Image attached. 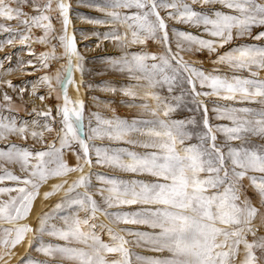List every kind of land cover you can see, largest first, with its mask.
<instances>
[{"label":"snow or ice","instance_id":"1","mask_svg":"<svg viewBox=\"0 0 264 264\" xmlns=\"http://www.w3.org/2000/svg\"><path fill=\"white\" fill-rule=\"evenodd\" d=\"M197 2L218 3L221 9L197 10L193 7ZM88 3L105 14L103 18H91L90 22L112 21L125 26L123 35L117 31L104 33V38L114 41L123 52L121 57L109 60L111 67L127 72L137 81L121 89L126 96L133 97L121 103L149 111L153 118L104 119L100 113L92 112L96 125L93 127L90 123L85 132L84 101L78 95L74 99L68 94L70 86L79 93L84 60L74 35L68 31L70 4L65 0H0V19L23 25V31L19 32L21 45L32 39L33 28L42 31L35 42L45 45L46 50L38 54L30 52L36 62L29 60L28 64L33 71H45L33 83L31 94L39 95L41 101L53 94L57 101L62 99V103L37 112L44 118L43 124L32 121L31 136L39 138L43 149L32 150L12 142L0 144V162H3L0 182L7 180L22 185L9 188L0 184V194L8 196L0 200V221L13 225L0 230V264H10L15 255L13 249L24 240L25 233H39L36 251L60 257V264L63 260L74 264H132L126 247L128 240L122 233L132 235L137 247L148 249V254H135L137 264H264V234H260L264 233V145L257 146L248 139L249 136L264 138V78L260 76L264 71V45L234 43L245 36L264 40V30L255 35L252 32L254 27L264 28V0H192V3L187 0H103L102 3L88 0ZM24 7L31 11L25 12ZM53 13L60 23L59 30L52 22ZM169 19L202 28L203 34L170 28ZM0 30L17 31L3 23ZM149 40L159 45V51H125L129 45H145ZM7 43L12 44L13 40ZM201 51H207L209 57L214 55L211 62L225 65L232 75H221L219 69L206 71L196 62L185 59V54L190 56ZM61 59L64 62L53 70V62ZM74 71L81 75L79 82L74 79ZM244 71L249 76L237 74ZM4 83L8 88H15L11 80ZM38 85L47 87V96L37 92ZM158 88H166L175 103L166 102ZM176 90L180 95H174ZM24 91L20 89L21 99ZM185 93L191 97L195 110H202L201 121L171 117L172 112L185 104ZM149 99L152 104L148 103ZM220 99L251 101L261 107L259 110L221 107ZM3 100L8 106L12 97L5 92ZM209 104L217 118L231 121L232 126H213ZM56 117H60L59 121ZM27 132L26 125L18 126L15 120L0 117V141H8L12 135L26 139ZM217 132L224 133V144L218 141ZM46 133H54L51 141H46ZM104 138L138 146L143 151L93 143ZM234 140L240 141L241 146L227 144ZM225 146L227 152L223 150ZM66 151L75 158V164L68 162ZM94 163L114 170L95 173L103 182L96 189L99 200L89 191L93 187ZM6 164L18 165L22 175L9 170ZM115 172L131 175L125 178ZM69 173L78 175L71 181L61 179L53 183L51 190L43 193L46 199L55 192H63L61 202L52 210L68 209L69 214L60 217L62 226L49 223L52 213L38 216L37 228L15 223L27 216L42 184ZM255 173L262 175L257 177ZM245 178L250 180L259 206L246 195ZM121 205L136 206L137 210H123L118 207ZM98 213L109 224L96 223ZM255 220L259 223L255 224ZM121 222L145 228L112 226ZM104 232L108 241L102 238ZM44 234L64 243H45ZM28 247H32V239ZM28 264H51V261L29 257Z\"/></svg>","mask_w":264,"mask_h":264},{"label":"rangeland","instance_id":"2","mask_svg":"<svg viewBox=\"0 0 264 264\" xmlns=\"http://www.w3.org/2000/svg\"><path fill=\"white\" fill-rule=\"evenodd\" d=\"M66 3L70 4V11H69V18L71 23L69 24L68 31L70 34L74 35L75 41L77 44L78 51L84 57L82 61L83 64V84L79 88L78 96L80 99L84 101V131L88 132L89 124L94 127L96 125V120L94 117L91 116L92 112H98L101 114V117L104 119L112 118L113 116L120 117L131 121L133 118L136 119H152V114L149 111H144L139 107H130L126 103H121V101H131L133 97L126 96L122 88L129 87L135 85L137 83L136 80L132 79L127 72H120L115 70L111 67L109 60L119 58L122 56V50L116 46L115 42L111 39H105L104 33L109 31H117L119 34L123 35L126 32V28L120 22H112L109 21L103 24H97L90 22L91 18H103L104 13L99 12L96 10L95 7L90 6L88 0H65ZM97 2L102 3L103 0H97ZM187 2L192 3V0H187ZM193 7L197 10L204 9H221L220 4H207L204 5L200 2L193 4ZM227 11V9H222ZM25 12H30V8L24 7ZM163 14V13H162ZM53 24L57 30L60 29V23L55 18L56 13H53ZM0 23H3L6 27H11L13 29H17L16 32H7L4 30H0V117H7L9 119L15 120L18 126L26 125L28 127V132L25 134L27 138H22L19 135H12L8 138V141H0V144H6L8 142L16 143L21 147H27L32 150L36 149H43L44 144L40 142L39 138H33L31 136L32 131V121H36L37 124H43L44 118L42 116H38L37 112L46 111L49 105L53 107L61 101H57L55 98V94L53 96L48 97L46 100L41 101L39 95L33 96L32 93V85L37 81V78L44 73V69H40L39 71H33L32 67L28 64L29 60H32L34 63L36 62V57L30 55V52L40 53L46 50L45 45L35 42V37L42 35V31L40 29L33 28L32 30V39L25 42L24 45L19 43V32L23 31V25L17 24L15 20L9 22L6 20L0 19ZM170 28L175 27L177 29H181L184 31H190L194 34L201 35L203 34L202 28H195L190 27L187 24L177 23L175 20L169 19L167 21ZM264 30V28L254 27L252 32L255 35L257 32ZM130 37V33H128ZM9 39L13 40L12 44H8L7 41ZM175 40V38H173ZM54 43H58L54 41ZM234 43H249V44H258L264 45V40H254L252 37L245 36L241 38L239 41H235ZM173 43V47H174ZM159 51V45L154 43L152 40L146 42L145 45L139 44H132L129 45L128 48L125 50L128 53L131 52H138V51ZM59 52V48L57 49ZM6 57H10L6 59ZM185 59L190 61L196 62L197 66L211 72L213 69H219L221 75L228 74L229 76L232 75L230 69H228L225 65H215L211 61L215 59V56L209 57L207 51L201 52H193L190 56L185 54ZM63 59L53 62L52 69L54 70L58 64L63 63ZM23 68L24 70L21 71L20 69ZM11 69V71H8ZM241 76L247 77L249 73L244 71L242 73H237ZM74 79L79 82L81 79V75L79 72L73 73ZM260 76L264 78V71H261ZM11 80L12 84L15 88H8L4 81ZM140 83H143L142 81ZM91 85V87H90ZM71 87V86H70ZM187 87V86H186ZM24 88L25 91L22 94L23 99H21L20 89ZM197 88L199 89V84H197ZM72 90L76 92V89L71 87ZM115 89V91H112ZM57 91L59 89L57 88ZM157 91L161 94V96L166 98V102L168 103H175L172 100V96L167 92L166 88L160 89L158 88ZM7 92L9 96L12 97V102L5 106V101L3 100V94ZM37 92L40 95L47 96L48 89L46 86L38 85ZM77 94V92H76ZM174 95H180V91L176 90ZM96 98V99H94ZM139 102V97L135 98ZM213 99H216L215 97ZM149 104H152L153 101L149 99ZM219 105L223 107L224 105H229L233 107H251L254 109L259 110L261 105L251 101H226L220 99L218 101ZM185 104L187 106H185ZM185 104H181L180 107L176 109V111L171 113V117L173 119H181L187 120L188 118H195L197 121L202 120V110L196 111L195 105L191 104V97L187 96L185 93ZM192 108V111L188 109ZM213 106L209 104V116H210V123L215 126L217 124H223L226 126H232L231 121L227 119H219L217 118V114L212 111ZM36 109V111H33ZM55 116V112H53ZM60 117H56V120L59 121ZM138 127H143V125H137ZM39 131V129H36ZM135 136L136 134L133 133ZM54 136V133L49 135L45 134L46 141H51ZM218 141L220 144H224L226 137L223 132H217ZM251 142L257 146L264 145V138L258 136H249L248 137ZM93 143L96 145H111V146H120V147H127L129 149L135 151H143L142 148L134 145H128L121 142L110 141L107 138L104 139H97ZM227 144H230L233 147H240V141H228ZM249 146V145H245ZM225 152H227V147L223 148ZM65 156L70 164H75V158L71 155L70 152H65ZM92 159L95 160V152H92ZM3 163V162H0ZM5 167L9 168V170L13 171L16 174L22 175L20 168L18 165L14 164H6ZM93 175L91 176V184L93 185L89 191L93 194L94 198L99 200L100 197L96 194V189L98 187L103 186V182L99 181L96 178L95 173H113L114 170L110 167L102 166L93 164ZM87 171V168H85ZM116 175L122 176L127 178L131 174L129 173H120L115 172ZM77 173H69L66 177H52L49 180H55L51 182L45 190L41 193V197L45 191H50V186L53 183L60 182L61 179H67L71 181ZM257 177H259L260 173H255ZM48 180V181H49ZM5 187L14 188L22 185H17L16 182L13 181H3L0 182ZM243 184L246 188V195L251 199V202L257 206H259L258 197L254 188L251 186V182L249 179L245 178ZM43 185V184H42ZM41 185V186H42ZM83 191V189H80ZM57 193V192H55ZM54 193V194H55ZM52 194V195H54ZM12 195H16L15 192ZM51 195V196H52ZM63 196V192H58L54 198L52 197L51 200L47 203V205L40 210L36 216L34 217L30 227L37 228L39 226V221L37 219L38 216L44 213H52V217L49 221L50 224H55L58 227L62 226V220L60 219L61 216L68 215V209H61L53 212L54 206L56 203L61 202ZM8 196L6 194H0V200H6ZM123 210H137L136 206L130 205H121L118 206ZM30 211V210H29ZM76 209L73 208L72 212H75ZM29 213V212H28ZM83 216V213H80ZM25 218V217H24ZM17 225L21 223H26L29 225L28 221L19 220L15 222ZM96 223H104L109 224V220L106 219L102 214L98 213L96 218ZM255 224H258L259 221L255 220ZM113 227H128L132 229H144L145 226L143 225H135L129 224L124 225L121 222L119 225H112ZM13 225H10L7 221H0V230L4 228H11ZM96 231L99 233L100 230L97 228ZM125 235V238L128 240V244L126 247L130 250V260L132 264H137L135 254H148V249L143 247H137L135 244V238L127 233H122ZM264 234V233H260ZM39 233H25L24 240H22L18 245L15 246L13 252L15 255L12 257V261L10 264H16V261L19 260V264H28V258L31 257L35 260H49L51 264H60V257H50L45 256L43 253L36 251L40 241L36 237H38ZM102 238L105 241H108L107 233L104 232ZM32 239V247H28V241ZM249 240L252 237L249 235ZM43 240L45 243H59L63 244L64 242L59 240L56 237L48 236L47 234L43 235ZM82 246V245H80ZM20 253L18 256L17 254ZM112 255V254H110ZM257 255L259 252L257 251ZM62 264H74L73 261L63 260Z\"/></svg>","mask_w":264,"mask_h":264},{"label":"bare ground","instance_id":"3","mask_svg":"<svg viewBox=\"0 0 264 264\" xmlns=\"http://www.w3.org/2000/svg\"><path fill=\"white\" fill-rule=\"evenodd\" d=\"M68 94L70 97L72 98H76L78 94H76V92L74 90L71 89V87L68 88ZM81 98V97H80ZM55 180H49L47 181L46 183H44L40 188H39V194L33 199L32 201V204H31V207H30V211L29 213L27 214V216L24 218V221H28L29 223V226L30 224L32 223L34 217L36 216V214L42 210L46 205L47 203L51 200V198L58 193H53L54 195L52 196H49L48 198H44V197H41V193L45 190V188ZM20 253L17 254V256L19 255Z\"/></svg>","mask_w":264,"mask_h":264}]
</instances>
